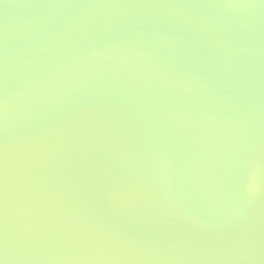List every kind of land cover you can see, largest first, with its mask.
<instances>
[{
    "label": "water",
    "instance_id": "obj_1",
    "mask_svg": "<svg viewBox=\"0 0 264 264\" xmlns=\"http://www.w3.org/2000/svg\"><path fill=\"white\" fill-rule=\"evenodd\" d=\"M0 233L5 264H264V0H0Z\"/></svg>",
    "mask_w": 264,
    "mask_h": 264
},
{
    "label": "snow or ice",
    "instance_id": "obj_2",
    "mask_svg": "<svg viewBox=\"0 0 264 264\" xmlns=\"http://www.w3.org/2000/svg\"><path fill=\"white\" fill-rule=\"evenodd\" d=\"M5 262H7V258L3 252L2 233H0V264H5Z\"/></svg>",
    "mask_w": 264,
    "mask_h": 264
},
{
    "label": "clouds",
    "instance_id": "obj_3",
    "mask_svg": "<svg viewBox=\"0 0 264 264\" xmlns=\"http://www.w3.org/2000/svg\"><path fill=\"white\" fill-rule=\"evenodd\" d=\"M255 187H256V185L254 183H252V182H250L249 185H248L249 191L254 190Z\"/></svg>",
    "mask_w": 264,
    "mask_h": 264
}]
</instances>
